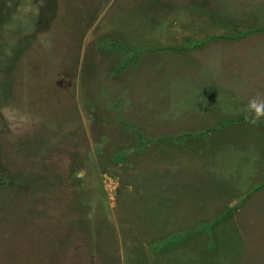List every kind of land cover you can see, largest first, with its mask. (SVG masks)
<instances>
[{"label":"rangeland","instance_id":"374dc122","mask_svg":"<svg viewBox=\"0 0 264 264\" xmlns=\"http://www.w3.org/2000/svg\"><path fill=\"white\" fill-rule=\"evenodd\" d=\"M113 2L0 0V194L48 183L82 200L91 228L64 264H245L249 244L220 202L255 175L246 162L260 164L259 152L243 135L257 128L200 151L172 144L168 99L141 103L116 71L134 53L107 44L121 41L107 29ZM116 16L122 38L138 30L139 13ZM188 78L182 63L169 102L186 104ZM142 137L156 140L141 149Z\"/></svg>","mask_w":264,"mask_h":264},{"label":"crops","instance_id":"0c3cea01","mask_svg":"<svg viewBox=\"0 0 264 264\" xmlns=\"http://www.w3.org/2000/svg\"><path fill=\"white\" fill-rule=\"evenodd\" d=\"M113 1L108 31L142 50L137 63L120 70L123 86L141 103L155 102L158 108L168 99L169 118L162 126H169L172 144L186 140L200 151L202 143L228 139L235 129L257 128L258 133L243 135L259 152L260 164L246 162L255 175L244 182L246 189L231 192L220 203L233 207L223 215L236 223L249 244L242 263L264 264V116L250 123L255 112L248 107L253 99L264 103V0ZM122 12H128L130 20H138V13L140 17L138 30L124 38L115 31L116 14ZM182 63L192 83L186 104L169 102L166 87ZM50 188L48 183H34L27 197L0 194L1 264H64L68 254L82 249L91 228L82 200ZM210 216L190 221H212Z\"/></svg>","mask_w":264,"mask_h":264},{"label":"trees","instance_id":"16d2710c","mask_svg":"<svg viewBox=\"0 0 264 264\" xmlns=\"http://www.w3.org/2000/svg\"><path fill=\"white\" fill-rule=\"evenodd\" d=\"M107 44L108 45H112V46H121L123 47L124 49H126L127 51H133L134 53V56H132L131 58H128L126 60L123 61V63L116 68V71H120L124 68H126L129 64H135L137 63L138 61V56L139 54L142 52L141 49H134L132 48L131 46H129L128 44L124 43V42H121L119 40H110V41H107ZM132 129H135L134 126L132 125H129ZM144 139V143H143V146L141 149H143L144 147H146L149 143H151L152 141L156 140V139H151V138H148V137H142ZM160 139V138H159ZM133 153V151L129 152L128 155H131ZM126 155L125 157H121L122 159H126L127 156ZM3 183V179L0 177V184Z\"/></svg>","mask_w":264,"mask_h":264},{"label":"clouds","instance_id":"9594fccd","mask_svg":"<svg viewBox=\"0 0 264 264\" xmlns=\"http://www.w3.org/2000/svg\"><path fill=\"white\" fill-rule=\"evenodd\" d=\"M248 107L255 112L254 118L249 121L250 123H256L261 116H264V103H258L256 99H253L250 101Z\"/></svg>","mask_w":264,"mask_h":264}]
</instances>
